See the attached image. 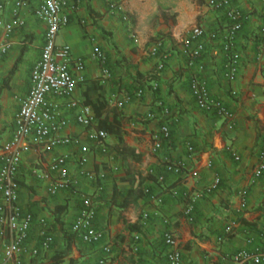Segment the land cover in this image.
Returning <instances> with one entry per match:
<instances>
[{"label": "crops", "instance_id": "1", "mask_svg": "<svg viewBox=\"0 0 264 264\" xmlns=\"http://www.w3.org/2000/svg\"><path fill=\"white\" fill-rule=\"evenodd\" d=\"M3 1L9 9L14 0ZM71 2L75 7L70 24L60 30L58 43L69 44L75 56L86 60V80L73 97L92 107L96 121L89 127L79 124L77 111L67 108L68 98L62 97L57 100L59 111L68 126L61 135L78 143L52 147L32 138L31 150L21 156L19 204L35 218L28 245L40 246L42 218L52 224L54 235L50 250L39 259L25 256L24 264H99L104 257L106 264H168L164 234L169 230L180 238L184 264H237L233 254L238 250L263 249L264 173L256 178L254 171L264 147V56L259 55L264 45V0H236L247 19L237 40L243 66L235 81L225 77L227 59L220 41L207 38L206 52L194 65L182 54L180 38L194 26H202L209 35L226 25L223 12L205 0H126L122 10L114 11L104 0ZM4 18L12 20L9 12ZM24 19L25 25L13 34L10 51L0 57V142L14 138L16 115L45 45L46 25L30 11L24 12ZM23 46L28 50L22 56ZM96 47L106 53L112 75L105 84L100 81L103 65L93 56ZM153 47L158 48L156 55ZM20 56L15 73L4 83ZM159 64H164L160 72ZM198 64H204L203 72ZM196 73L207 82L212 97L234 114L232 119L198 106L191 93ZM154 83L159 84L156 89ZM140 90L143 94L138 96ZM113 96L124 106L110 103ZM164 124L170 137L153 152V135ZM99 130L108 136L93 140L90 134ZM83 147L89 151L83 153ZM61 155L67 156L69 173L81 189L95 196V226L104 232L100 243L87 244L72 231L81 209L73 187L54 194L49 190L56 177L51 162ZM83 155L84 169L96 173L99 185L81 175ZM166 158L184 161L187 171L198 176L167 172ZM150 170L163 174L165 181L155 182ZM217 177L219 186L207 192ZM147 186L161 204L144 193ZM175 189L202 193L193 221L186 217L185 202ZM244 190L246 207L240 198ZM233 223L237 227L227 235L225 228ZM105 245L111 246L108 256Z\"/></svg>", "mask_w": 264, "mask_h": 264}, {"label": "built area", "instance_id": "2", "mask_svg": "<svg viewBox=\"0 0 264 264\" xmlns=\"http://www.w3.org/2000/svg\"><path fill=\"white\" fill-rule=\"evenodd\" d=\"M104 1L108 8L114 11L122 10V5L126 0ZM205 1L210 7L223 12L226 17V25L223 30L212 32L209 35L202 26H194L180 38L182 54L190 65H194L206 52L207 38L210 41H220L227 59L225 77L230 81H235L243 66L242 54L237 48V40L247 16L236 5V0ZM74 7L75 3H72L71 0H14L9 9L7 1L0 3V57L10 51L12 37L16 29L25 25L24 12H32L46 25L45 45L40 59L31 71L29 94L23 99L21 108L16 115L14 138L10 141L0 142L2 162L0 168V264H24L25 256L39 259L44 252L50 250L54 242L52 224L42 218L39 220L38 230L40 246L30 247L28 245L35 218L31 212H26L19 204L17 175L21 156L32 148V138L46 141L52 147L78 143V139L61 135V132L68 126V121L61 116L57 100L62 97L68 98L66 107L77 111V121L84 127L92 126L96 121L92 107L81 104L73 97L78 84L86 80V60L82 56H75L69 44L58 43L59 32L70 24V11ZM6 12H9L11 16L10 22L4 18ZM124 18L129 20L127 15ZM261 33L264 41V19L261 21ZM157 52V47L151 49L153 55H156ZM259 53L264 56V45L260 46ZM93 56L103 65L100 81L105 84L112 77L110 70L106 67L107 55L99 47H96ZM163 68L164 64H159L158 72ZM204 69V64H198L199 72H203ZM158 86L157 83L153 84L155 89ZM191 93L202 110L229 120L234 117V114L221 101L212 97L207 82L198 73L192 77ZM142 94L143 90H140L137 95L141 96ZM129 99L128 97L127 100ZM109 102L112 104L115 102L119 107H123L125 104L124 101H118L115 96L110 98ZM148 117L153 118L154 116L149 114ZM107 136L108 133L104 130L94 131L90 134V137L96 141L105 139ZM169 137L170 128L168 124H164L160 127L159 132L153 135V152L159 151L163 146V141ZM188 150L190 153H194L193 146L189 145ZM82 151L87 153L89 148L83 147ZM236 159L239 157L236 156ZM85 162L86 156L83 155L80 158L81 175L98 184L96 173L84 169ZM67 163L66 155L55 157L52 160L51 169L56 177L49 190L54 194L60 189L73 187L74 193L81 202V209L72 231L87 244L100 243L104 239V232L95 226L98 213L95 196L81 189L80 182L70 175ZM164 169L180 176L185 175L191 178L198 176L196 171L188 172L187 166L182 160L174 161L166 158ZM150 173H153V170H150ZM263 173L264 147L261 152V162L255 169L254 176L259 178ZM158 181L164 182L165 176L159 174ZM220 181L219 177L215 178L206 191L215 190ZM146 191L151 192L147 189ZM173 193L183 198L185 215L190 221H193L196 203L202 193H192L187 189H175ZM240 198L242 207H246L247 191H241ZM150 199L156 204L162 203V199L156 193H151ZM237 224L233 223L226 227V234H232ZM164 242L167 246L168 264H184L179 236L170 230L166 231ZM103 249L106 256L111 253L110 245H105ZM233 260L237 264H264V248L238 250L233 254ZM106 261V257H104L99 261V264H106Z\"/></svg>", "mask_w": 264, "mask_h": 264}, {"label": "trees", "instance_id": "3", "mask_svg": "<svg viewBox=\"0 0 264 264\" xmlns=\"http://www.w3.org/2000/svg\"><path fill=\"white\" fill-rule=\"evenodd\" d=\"M27 50H28V47H26V46H23V47H22V51H21L22 56H23V54H24ZM21 60H22V58H21V56H20V58L16 61L15 65L11 68V70H10L8 76H7L6 78H4V83L9 82V80L12 78V76H13V74L15 73V71H16V69H17L19 63L21 62ZM149 175H150L151 178H153V180H154L155 182L162 183V182L158 181L159 173H158L156 170H153V173H150ZM160 175H163V174H160ZM146 189L149 190V191H151V192L148 193V192L146 191ZM143 191H144V193H145L147 196H149V198H150V194H151V193H154L153 190L151 189V187H149V186H147ZM147 193H148V194H147ZM75 235L77 236L76 233H75ZM78 237H79V236H78Z\"/></svg>", "mask_w": 264, "mask_h": 264}]
</instances>
